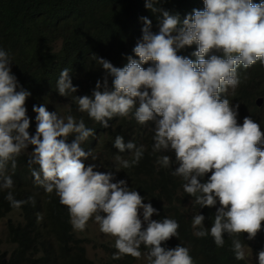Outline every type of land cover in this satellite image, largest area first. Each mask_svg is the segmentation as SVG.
Listing matches in <instances>:
<instances>
[{
	"label": "clouds",
	"instance_id": "clouds-1",
	"mask_svg": "<svg viewBox=\"0 0 264 264\" xmlns=\"http://www.w3.org/2000/svg\"><path fill=\"white\" fill-rule=\"evenodd\" d=\"M160 2L145 0L163 19L153 32L141 18L135 56L112 62L93 54L98 71L88 74L69 63L53 78L18 69L0 47V202L10 203L0 209L8 223L4 259L29 260L16 235L23 228L32 246L58 247L55 199L88 251L92 238L82 231L94 218L115 239L112 259L146 253L147 264H200L178 240L176 219L156 220L161 209L143 191L116 181L150 149L174 151L172 175L183 180L180 196L193 201V214L182 207L193 234L222 250L221 262L264 264V0H188L182 23ZM62 47L58 38L42 53ZM242 79L255 92L250 103L238 101ZM20 156L27 163L17 170ZM156 162L173 164L166 154ZM31 188L34 197L21 194ZM194 204L217 207L212 226Z\"/></svg>",
	"mask_w": 264,
	"mask_h": 264
},
{
	"label": "trees",
	"instance_id": "trees-1",
	"mask_svg": "<svg viewBox=\"0 0 264 264\" xmlns=\"http://www.w3.org/2000/svg\"><path fill=\"white\" fill-rule=\"evenodd\" d=\"M253 2L260 3L261 0ZM157 6L171 15L179 16L181 23L186 17L182 16V9L189 8L188 0H161ZM142 17L152 21L153 32L159 31L163 19L162 12L153 13L145 7V0H0V47L8 49L10 58L18 69L42 71L44 76L53 78V71H61L66 68L61 65L69 63L73 67L82 66V71L88 74L89 71H98L92 70L93 60L96 61L92 57L93 54L112 62H118L129 55L135 56L133 49L142 39ZM58 38L63 39L62 51L51 55L43 54L42 48ZM188 49L189 46H185L179 49L177 54L183 56L187 54ZM114 66L122 65L118 63ZM96 74L98 73H94ZM242 81L241 88L244 91L238 101L250 103L255 92L247 82L243 79ZM164 154L173 160L169 168L161 167L156 162L157 158ZM24 157L16 158L17 170L19 166L26 165ZM131 159L132 156L129 160ZM175 164L177 163L174 151L154 153L146 149L137 166L121 168L116 181L124 179L128 186L143 191L146 194L145 199L150 201L154 208L161 209L156 220L165 217L176 219L180 225L178 240L201 256L200 264H229L228 256L221 262L223 251L215 249L207 236L197 237L193 233L198 229L189 227L187 220L190 221V218L182 208L184 199L179 193V185L183 180H177L181 177L172 175V171L178 167H174ZM8 169H11V163ZM34 192L36 190L31 188L21 194L34 197ZM52 201L56 213L55 224H58V236L55 239L58 247L54 241L32 246V237H26L22 232L27 231L23 228L22 231H16V235L22 239V250L29 251V260L20 261L13 256L4 259L5 254L1 256V264H96L88 258V249L82 237L72 230L67 207L58 206L55 199ZM9 205L8 201H2L0 209L9 208ZM194 208L203 214L206 223L212 226L217 207H200L194 204ZM3 215L4 211L0 213V218ZM262 227L264 228V221ZM114 244L115 239L111 241V246ZM111 246L105 248L111 251ZM144 250L147 249L141 245L140 251ZM116 251L113 247L110 260L104 264L135 263L136 258L130 255L112 259ZM233 264L246 263L238 260Z\"/></svg>",
	"mask_w": 264,
	"mask_h": 264
},
{
	"label": "rangeland",
	"instance_id": "rangeland-1",
	"mask_svg": "<svg viewBox=\"0 0 264 264\" xmlns=\"http://www.w3.org/2000/svg\"><path fill=\"white\" fill-rule=\"evenodd\" d=\"M182 207L187 210L189 214H193V201L186 199L182 203ZM7 220L1 219L0 220V257L4 252V249L8 247V230H7ZM82 233H90L92 238L91 246L88 251V258L92 261L96 262V264H104L110 260V251L104 248V246H111V238L110 235H105L99 230V225L93 219H90L87 227ZM109 253H108V252ZM143 253L139 260H136L134 264H147V260Z\"/></svg>",
	"mask_w": 264,
	"mask_h": 264
},
{
	"label": "bare ground",
	"instance_id": "bare-ground-1",
	"mask_svg": "<svg viewBox=\"0 0 264 264\" xmlns=\"http://www.w3.org/2000/svg\"><path fill=\"white\" fill-rule=\"evenodd\" d=\"M108 252V251H107ZM109 253V252H108Z\"/></svg>",
	"mask_w": 264,
	"mask_h": 264
}]
</instances>
